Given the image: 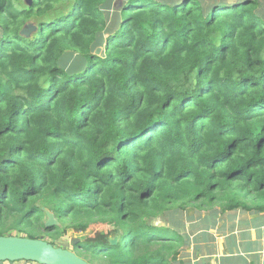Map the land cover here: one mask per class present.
<instances>
[{
	"label": "trees",
	"instance_id": "16d2710c",
	"mask_svg": "<svg viewBox=\"0 0 264 264\" xmlns=\"http://www.w3.org/2000/svg\"><path fill=\"white\" fill-rule=\"evenodd\" d=\"M116 1L0 0V237L103 224L88 264H175L264 214V0Z\"/></svg>",
	"mask_w": 264,
	"mask_h": 264
},
{
	"label": "crops",
	"instance_id": "0c3cea01",
	"mask_svg": "<svg viewBox=\"0 0 264 264\" xmlns=\"http://www.w3.org/2000/svg\"><path fill=\"white\" fill-rule=\"evenodd\" d=\"M244 214L247 218L242 217L241 221L234 214H225L230 217L217 224V228L208 229L203 235L195 234V239L202 236L203 244L190 246L196 257L188 264H264V214ZM200 247H204L202 252Z\"/></svg>",
	"mask_w": 264,
	"mask_h": 264
},
{
	"label": "water",
	"instance_id": "95a60500",
	"mask_svg": "<svg viewBox=\"0 0 264 264\" xmlns=\"http://www.w3.org/2000/svg\"><path fill=\"white\" fill-rule=\"evenodd\" d=\"M30 2V1H29ZM20 34L23 37H28L25 29H22ZM99 49L95 51L98 55ZM45 213V228H52L58 225L54 215L48 210ZM77 239L71 241V245L78 244ZM110 245L115 246V239L109 240ZM30 262L35 264H88L83 259L77 257L74 253L61 248L53 247L46 241L32 240L22 237L3 236L0 237V263L10 262Z\"/></svg>",
	"mask_w": 264,
	"mask_h": 264
},
{
	"label": "rangeland",
	"instance_id": "374dc122",
	"mask_svg": "<svg viewBox=\"0 0 264 264\" xmlns=\"http://www.w3.org/2000/svg\"><path fill=\"white\" fill-rule=\"evenodd\" d=\"M29 1L30 0H23V2L25 4H28ZM121 2H122V0H119V1L114 2V4L120 6ZM23 29H25V33L28 36V37H25V38H29L36 32L37 27H36V25L33 22H29L23 27ZM244 200L248 204L252 203V200L249 199V198H246ZM217 212H218V210H216V213ZM234 215H235L237 221H241L242 217H243V219L247 218L245 216V214L242 213V212H237L236 214L234 213ZM195 216H192V219L189 220V217H187V216H185L183 214H180V216H178L176 218V222H173L172 224H174L178 229L182 228L185 225L191 224L193 222V220H195ZM217 217H219V216H217ZM229 217L230 216H226L224 214V216L221 219H225V218H229ZM162 221H163V224H165V219L164 218H162ZM220 222H219V224H220ZM153 225L161 226V224L158 221H155L153 223ZM191 225H193V224H191ZM110 231H111V229L108 226H105L103 224H95V225H91L83 233H76V232L70 230V231H68L67 235L64 236L63 238H59V239H55V240L47 239V241L48 242H52L55 245V247H57V248L68 250V251L73 253L74 248L71 245V241L73 239H77L79 242L83 241V240H100L101 237H99V236L101 234H105L106 233L107 236L112 237V233ZM180 232L182 234L186 235L185 232H183V231H180ZM11 234L14 235V236H20L21 235V234L19 235V234H16V233H11ZM193 234L194 233H192L191 231H188V236H189V239H190L189 241L190 242L193 239ZM21 236H24V235L22 234ZM201 240H203L202 236L197 240L199 245L203 244V242H201ZM208 244H211V243H208ZM191 245H192V243L189 245V247L186 250L182 251L181 256L179 258L180 260H178L175 264H188L189 262H191V263L194 262V258L196 257V255H195L196 252L194 250H192V249L191 250L189 249ZM213 246L214 245H212V247ZM202 248H204V247H200V251L201 252H202ZM205 249H207V251H208V248L205 247ZM16 263L17 264H24L23 262H16Z\"/></svg>",
	"mask_w": 264,
	"mask_h": 264
},
{
	"label": "clouds",
	"instance_id": "9594fccd",
	"mask_svg": "<svg viewBox=\"0 0 264 264\" xmlns=\"http://www.w3.org/2000/svg\"><path fill=\"white\" fill-rule=\"evenodd\" d=\"M21 262H23V261H21ZM4 263H6V262H4ZM9 264H11L10 262H8ZM24 263V262H23ZM25 263H30V262H25ZM3 264V263H2ZM13 264H15V263H13ZM32 264H35V263H32Z\"/></svg>",
	"mask_w": 264,
	"mask_h": 264
},
{
	"label": "built area",
	"instance_id": "2783aa9c",
	"mask_svg": "<svg viewBox=\"0 0 264 264\" xmlns=\"http://www.w3.org/2000/svg\"><path fill=\"white\" fill-rule=\"evenodd\" d=\"M3 264H9V263H8V262H6V263H3ZM24 264H32V263H25V262H24Z\"/></svg>",
	"mask_w": 264,
	"mask_h": 264
}]
</instances>
